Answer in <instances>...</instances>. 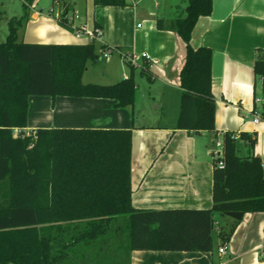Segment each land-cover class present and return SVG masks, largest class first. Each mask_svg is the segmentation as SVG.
Returning <instances> with one entry per match:
<instances>
[{
    "label": "trees",
    "instance_id": "1",
    "mask_svg": "<svg viewBox=\"0 0 264 264\" xmlns=\"http://www.w3.org/2000/svg\"><path fill=\"white\" fill-rule=\"evenodd\" d=\"M59 1L66 8L59 22L68 27L69 4ZM95 3L128 5L127 0ZM212 8L213 0H187L185 17L158 21L178 32L187 48L180 73L179 129L216 131L212 49L191 45L198 19ZM28 16L25 5L22 16L9 20L7 38H0V264H104L107 247L116 239L129 252L210 251L216 212L226 216L230 211H264L263 160L240 153L242 142L250 151L257 142L246 131L238 137L223 134V155L213 157V206L203 209L134 207L131 129L26 132L30 96L107 97L117 106H132L137 92L133 75L108 85L83 82L88 61L98 55L94 43L20 40ZM144 68L153 78L150 68ZM254 69L264 95V55H258ZM15 128L22 130L17 137ZM234 229L231 225L221 230L223 244Z\"/></svg>",
    "mask_w": 264,
    "mask_h": 264
},
{
    "label": "crops",
    "instance_id": "2",
    "mask_svg": "<svg viewBox=\"0 0 264 264\" xmlns=\"http://www.w3.org/2000/svg\"><path fill=\"white\" fill-rule=\"evenodd\" d=\"M67 2L69 11L78 10L88 21L89 0ZM127 2L126 6L107 7L113 15L110 18L101 19L93 14L94 26L103 30L102 38L93 42L84 38L81 42L59 22L58 15L66 9L62 2L49 0L45 4L48 14L42 12L40 0L31 4L27 0H0V16L8 29L5 39L9 20L22 16L27 5L29 16L19 31L20 40L43 44L94 43L98 55L88 61L82 77L84 83L115 84L133 75L137 85L132 106H117L115 99L107 97L30 96L24 130L31 133L38 128L131 129L134 207L211 208L214 150L224 133L246 131L256 136L252 151L242 142L240 153L251 152L261 157L264 164V95L260 85H256L254 69L258 55H264V0H213L211 14L201 16L193 30L191 45L212 49L214 132L177 128L182 93L180 73L187 48L178 32L161 27L158 21L185 17L187 0ZM137 19H142L143 24H135ZM3 27L0 21V31ZM97 46L116 50L98 62ZM130 51H143L149 58H138V65H132L125 58ZM145 66L154 73L153 78L144 72ZM257 97L262 100L257 102ZM255 110L261 112L259 122L254 121ZM236 220L215 213L214 247L210 251L129 252L116 239L115 245L107 247L104 264H264V211L244 212L242 219L237 223ZM231 225H235L234 232L223 244L220 232ZM222 246H226L225 253L219 251Z\"/></svg>",
    "mask_w": 264,
    "mask_h": 264
},
{
    "label": "built area",
    "instance_id": "3",
    "mask_svg": "<svg viewBox=\"0 0 264 264\" xmlns=\"http://www.w3.org/2000/svg\"><path fill=\"white\" fill-rule=\"evenodd\" d=\"M55 1H59V0H55ZM70 4V3H69ZM69 6V5H68ZM69 28L74 32V34L76 35V37L79 38H87L90 42L96 41V40H100L102 38L103 35V30L99 27V26H94L92 30L89 29L87 22L84 20V18L82 17L81 13L74 9L72 11H69ZM61 17V14L58 15V18ZM114 51L113 48L107 47V49L103 50L101 52L102 56L107 58L110 56V54ZM143 58H149V55L147 53H143L142 54ZM125 58L126 60L132 64V65H138L137 59L138 56L134 53V52H128L127 54H125ZM262 99L257 97L256 101L260 102ZM261 119V112L260 111H254V121L255 122H259ZM21 129L20 128H15L14 129V136H19L21 134ZM236 137H238V134L236 135ZM222 142L221 141H217L216 144V148L214 150V157H218V156H222L223 155V151H222ZM220 167H222L224 165L223 161L219 162ZM219 251L221 253H225L226 252V246H222Z\"/></svg>",
    "mask_w": 264,
    "mask_h": 264
},
{
    "label": "rangeland",
    "instance_id": "4",
    "mask_svg": "<svg viewBox=\"0 0 264 264\" xmlns=\"http://www.w3.org/2000/svg\"><path fill=\"white\" fill-rule=\"evenodd\" d=\"M40 1H42V3H40V6H41V10H42V12L43 13H48L49 14V8L47 7V6H45V4L46 3H48L49 2V0H40ZM91 4V7H89V9H88V12H89V17H88V21H87V25H88V27H89V29L90 30H92L93 29V27H94V23H93V19H92V15L93 14H95V15H97V17H99V18H110V17H112L113 15L109 12V11H111L110 9L111 8H107V7H113L112 5H102V4H96L95 3V0H89V5ZM95 10V11H94ZM72 11V10H71ZM118 11V10H117ZM55 12H58V6H55ZM0 21H3V25H4V27H3V29H1V31H0V36H1V39L2 40H4L5 39V37H6V32H7V25H5V21H4V18L2 17V16H0ZM137 23H140L141 25L143 24V20L142 19H137L136 21H135V24H137ZM66 30V32L69 34V35H71V36H73V37H75V35H74V33H73V31H71V29H65ZM80 39V41L81 42H83V41H85V39L84 38H78V40ZM97 49L99 50V58H98V62H101V61H103L104 60V58H103V56H102V54H101V52L103 51V50H105V49H107V47H103L102 48V46L101 47H99V46H97ZM130 52H134L137 56H138V58H142V54H143V51H141V52H137V51H130ZM114 53V51L110 54V56L112 55ZM138 60V59H137ZM138 75V74H137ZM141 79H147V76L146 77H142L141 75L139 76ZM144 81V80H143ZM141 89L142 90H144V86H143V84L141 83Z\"/></svg>",
    "mask_w": 264,
    "mask_h": 264
},
{
    "label": "water",
    "instance_id": "5",
    "mask_svg": "<svg viewBox=\"0 0 264 264\" xmlns=\"http://www.w3.org/2000/svg\"><path fill=\"white\" fill-rule=\"evenodd\" d=\"M228 215L233 217L234 219L240 220L242 219L244 212L243 211H230Z\"/></svg>",
    "mask_w": 264,
    "mask_h": 264
}]
</instances>
